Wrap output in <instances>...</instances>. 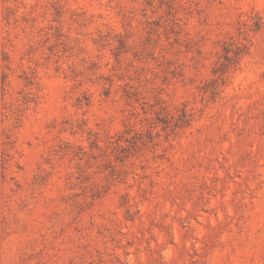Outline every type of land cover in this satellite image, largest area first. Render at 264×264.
Instances as JSON below:
<instances>
[{
    "label": "rangeland",
    "instance_id": "obj_1",
    "mask_svg": "<svg viewBox=\"0 0 264 264\" xmlns=\"http://www.w3.org/2000/svg\"><path fill=\"white\" fill-rule=\"evenodd\" d=\"M0 264H264V0H0Z\"/></svg>",
    "mask_w": 264,
    "mask_h": 264
}]
</instances>
